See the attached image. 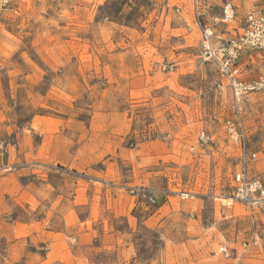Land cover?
I'll return each mask as SVG.
<instances>
[{"label": "rangeland", "instance_id": "obj_1", "mask_svg": "<svg viewBox=\"0 0 264 264\" xmlns=\"http://www.w3.org/2000/svg\"><path fill=\"white\" fill-rule=\"evenodd\" d=\"M251 12L264 0H12L0 264H264V199L227 206L244 146L264 188V91L235 102L199 55V20L227 40ZM239 64L264 78V50Z\"/></svg>", "mask_w": 264, "mask_h": 264}, {"label": "built area", "instance_id": "obj_2", "mask_svg": "<svg viewBox=\"0 0 264 264\" xmlns=\"http://www.w3.org/2000/svg\"><path fill=\"white\" fill-rule=\"evenodd\" d=\"M12 0H0V13L7 10ZM196 16L200 19L201 14L196 10ZM234 20V10L229 2H226L221 14L213 21L220 24H227ZM198 23L200 28L199 55L203 61L214 64L219 76L226 82L232 99L238 102L251 94L264 91V78L246 80L241 76L239 57L244 50H264V15L259 13H248L240 23L241 32L233 39L221 40L215 34L211 26H207L202 20ZM227 131L235 143L241 142V136L234 128V124H227ZM199 141L207 143L210 137L200 132ZM245 146L241 149L240 169L234 174V182L238 185L235 197L227 203L230 207L233 201L257 202L264 199V188L259 180L248 178V165L255 161V154H247ZM255 196H258L255 197ZM258 199V200H257ZM146 203L154 204L155 200L146 197Z\"/></svg>", "mask_w": 264, "mask_h": 264}]
</instances>
